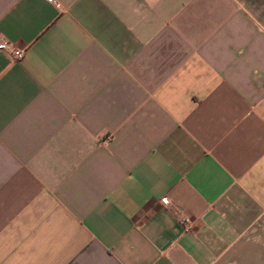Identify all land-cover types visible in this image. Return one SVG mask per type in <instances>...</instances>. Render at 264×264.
<instances>
[{
	"label": "crops",
	"instance_id": "0c3cea01",
	"mask_svg": "<svg viewBox=\"0 0 264 264\" xmlns=\"http://www.w3.org/2000/svg\"><path fill=\"white\" fill-rule=\"evenodd\" d=\"M0 36V264H264V0H0Z\"/></svg>",
	"mask_w": 264,
	"mask_h": 264
},
{
	"label": "built area",
	"instance_id": "2783aa9c",
	"mask_svg": "<svg viewBox=\"0 0 264 264\" xmlns=\"http://www.w3.org/2000/svg\"><path fill=\"white\" fill-rule=\"evenodd\" d=\"M0 50L9 54L14 60H21L27 53L28 46H17L4 36H0ZM164 203H168L169 199L164 197L162 200ZM180 223L184 233H189L195 226L194 219L189 215H184L180 218Z\"/></svg>",
	"mask_w": 264,
	"mask_h": 264
}]
</instances>
